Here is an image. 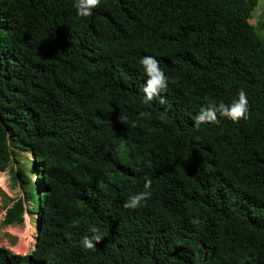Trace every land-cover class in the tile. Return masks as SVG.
Masks as SVG:
<instances>
[{"label":"trees","instance_id":"obj_1","mask_svg":"<svg viewBox=\"0 0 264 264\" xmlns=\"http://www.w3.org/2000/svg\"><path fill=\"white\" fill-rule=\"evenodd\" d=\"M257 2L102 0L82 18L75 0H0V169L11 147L33 154L8 168L21 196L1 222L20 223L24 199L36 210L31 255L0 245V264H264ZM146 55L178 81L164 105L143 102ZM241 89L247 120L194 126ZM146 177L151 198L124 208ZM93 226L104 238L88 251Z\"/></svg>","mask_w":264,"mask_h":264},{"label":"clouds","instance_id":"obj_2","mask_svg":"<svg viewBox=\"0 0 264 264\" xmlns=\"http://www.w3.org/2000/svg\"><path fill=\"white\" fill-rule=\"evenodd\" d=\"M101 2L102 0H75L74 7L76 9V14L82 18L90 17L93 14V11L100 7ZM139 62L142 65L144 73L147 77L145 86L143 88V102L147 104L159 97V103L161 105L166 104L167 101L162 94L167 91L170 82L175 84L178 81L165 74L163 69L160 67V61L154 56L146 55L142 57ZM249 108L250 105L247 93L245 90L241 89L237 93V97L230 104H225L223 102L219 104L209 103L206 107L202 108L196 115L194 126L199 128L202 124L219 125L221 117L227 118L233 123H239L241 120L248 119ZM150 115L151 114L149 112L140 113V116L143 118H149ZM118 120L123 124H127L131 128H136L139 126L138 120L129 121L127 116H118ZM121 147H124L123 143L121 144ZM31 155V158H33L32 153ZM32 179L33 182H36L39 179V176L34 175ZM151 186V179L146 177L143 185L144 191H139L130 195L124 202L123 207L129 210L140 208L144 202L151 198L152 193L149 191ZM6 206L7 205L3 207V213L5 212ZM0 217L2 218V216ZM90 231L92 235L90 237L86 236L83 238L82 247L88 251H96L97 244L104 238V235L100 233L99 230L94 226L90 229ZM34 239L35 238L33 234V241L30 248L33 246ZM27 251L17 252L16 255L28 257L31 255V253Z\"/></svg>","mask_w":264,"mask_h":264},{"label":"rangeland","instance_id":"obj_3","mask_svg":"<svg viewBox=\"0 0 264 264\" xmlns=\"http://www.w3.org/2000/svg\"><path fill=\"white\" fill-rule=\"evenodd\" d=\"M264 22V0H258L257 5L252 11L250 22L255 23L259 21ZM264 33V29L262 32ZM12 148V157L9 164L0 169V216L3 213V207L9 205L15 198L21 196L20 189L16 183H12L9 166L22 165L27 167L30 165L31 152L28 150H22L15 147ZM30 179L35 175L33 172H29ZM26 210L23 211V218L20 223L17 224H3L0 217V245L9 248L13 252H25L29 250L33 241L34 234V219L36 217V210H32L30 207V200L24 199L23 201Z\"/></svg>","mask_w":264,"mask_h":264},{"label":"water","instance_id":"obj_4","mask_svg":"<svg viewBox=\"0 0 264 264\" xmlns=\"http://www.w3.org/2000/svg\"><path fill=\"white\" fill-rule=\"evenodd\" d=\"M31 157H32V155H31Z\"/></svg>","mask_w":264,"mask_h":264}]
</instances>
